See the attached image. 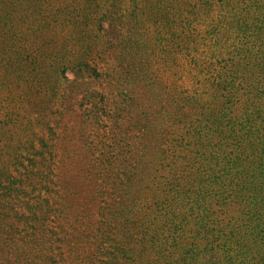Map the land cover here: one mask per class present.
<instances>
[{
	"label": "rangeland",
	"instance_id": "1",
	"mask_svg": "<svg viewBox=\"0 0 264 264\" xmlns=\"http://www.w3.org/2000/svg\"><path fill=\"white\" fill-rule=\"evenodd\" d=\"M164 2L30 0V80L2 92L0 264H264L243 71L216 11L179 24Z\"/></svg>",
	"mask_w": 264,
	"mask_h": 264
},
{
	"label": "trees",
	"instance_id": "2",
	"mask_svg": "<svg viewBox=\"0 0 264 264\" xmlns=\"http://www.w3.org/2000/svg\"><path fill=\"white\" fill-rule=\"evenodd\" d=\"M165 1L163 7L169 9L179 24L186 22L182 17L184 13H195L201 7L210 13H218L220 23L217 28L211 25L213 20L210 18V35L216 31L222 34L223 42L232 50L233 66L240 65L243 71L239 81L246 103L244 112L236 115V122L244 136L252 134L247 143L255 144L260 171L264 173V0ZM30 6V0H0V132L18 122V113L14 109L16 100L10 95L2 98L4 90L14 87L6 78L21 75L22 79L30 80L27 74V67L32 63V50L27 45ZM42 25L43 22H39L36 29ZM36 51L42 57V46ZM4 108L10 110L3 113ZM244 129H252L253 133Z\"/></svg>",
	"mask_w": 264,
	"mask_h": 264
}]
</instances>
